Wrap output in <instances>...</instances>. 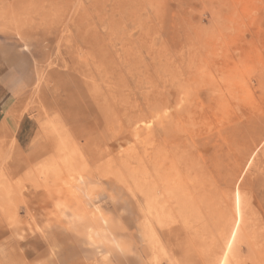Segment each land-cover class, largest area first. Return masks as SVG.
Listing matches in <instances>:
<instances>
[{"label": "rangeland", "instance_id": "obj_1", "mask_svg": "<svg viewBox=\"0 0 264 264\" xmlns=\"http://www.w3.org/2000/svg\"><path fill=\"white\" fill-rule=\"evenodd\" d=\"M0 264H264V0H0Z\"/></svg>", "mask_w": 264, "mask_h": 264}, {"label": "crops", "instance_id": "obj_2", "mask_svg": "<svg viewBox=\"0 0 264 264\" xmlns=\"http://www.w3.org/2000/svg\"><path fill=\"white\" fill-rule=\"evenodd\" d=\"M25 121L24 118L21 119L16 127V131H15V135L19 140H21L19 142V145H23L24 141L27 140L29 138L30 132L27 129V125L25 126ZM21 137V138H20Z\"/></svg>", "mask_w": 264, "mask_h": 264}, {"label": "bare ground", "instance_id": "obj_3", "mask_svg": "<svg viewBox=\"0 0 264 264\" xmlns=\"http://www.w3.org/2000/svg\"><path fill=\"white\" fill-rule=\"evenodd\" d=\"M121 1V0H120ZM119 3H121V2H119ZM116 4V3H115ZM150 4V3H149ZM114 5V4H113ZM120 5V4H119ZM118 8V7H117ZM114 9V8H113ZM162 26V25H161ZM161 123V122H160ZM162 124V123H161ZM165 129V128H164Z\"/></svg>", "mask_w": 264, "mask_h": 264}]
</instances>
